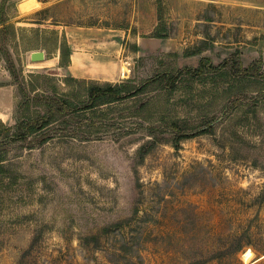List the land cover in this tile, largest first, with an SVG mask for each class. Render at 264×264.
<instances>
[{"label":"rangeland","instance_id":"rangeland-1","mask_svg":"<svg viewBox=\"0 0 264 264\" xmlns=\"http://www.w3.org/2000/svg\"><path fill=\"white\" fill-rule=\"evenodd\" d=\"M9 3L15 28L0 25V119L12 136L49 99L85 103L95 84L139 86L203 56L217 65L239 51L244 66L262 59L264 71V0ZM160 23L165 37L154 35ZM33 27L56 29L89 54L113 43V77L75 80L58 63L32 62L34 50L60 55L43 47L52 35ZM235 82L186 75L171 91L154 83L57 114L43 144L39 132L0 137V264H264V77L248 78L244 103L232 107ZM173 123L198 134L176 144Z\"/></svg>","mask_w":264,"mask_h":264},{"label":"trees","instance_id":"trees-1","mask_svg":"<svg viewBox=\"0 0 264 264\" xmlns=\"http://www.w3.org/2000/svg\"><path fill=\"white\" fill-rule=\"evenodd\" d=\"M11 0H2L0 5V25H2L1 30H8L10 28H15L14 24H7V8L10 6L9 2ZM23 29V28H21ZM35 34H42L43 38L46 37L47 33H50L51 38H45L44 43H52L51 45L44 44L43 47L47 49V52H53L60 50V66H68L70 64V46L66 39V35H63L61 39L59 38L58 31L56 29H42V28H32ZM154 35L157 37H165L166 34L163 30L162 24H158L154 31ZM262 59L254 60L248 66H244L240 57V52L237 51L233 53L230 57L225 58L221 63L214 64L212 59L208 56H203L197 67H185L178 69L176 72L164 71L158 75L146 79L139 86H132L128 83H106L104 85L95 84L89 88V98L85 103L75 104L70 99H60L53 100L49 99L46 103V111L43 114H40L36 118H32L29 121H19L17 123L16 132L14 135H10L12 131V126H5L3 121L0 119V125L3 126V129H0V137L6 136L12 140L23 139L26 140L35 133H40L37 137L39 143H45L49 138L50 134L45 132L44 129L51 124L54 117L57 114H79L81 112H86L91 110L94 106L97 105L99 101L103 103H111L119 100H123L130 96H135L138 93L145 91L151 84L159 83L164 89L169 91L174 90L177 82L186 75H191L192 77H201L205 74L220 75L221 77H228L232 74L236 80L235 89L238 95L231 102L232 107H237L243 102L242 87L244 82L248 78H260L264 77V71H262ZM14 65L11 68V72L16 74ZM75 80H79L76 77H71ZM86 81V79H82ZM240 83V84H238ZM239 87V88H238ZM260 96H253V104H258ZM87 121V120H85ZM212 124V123H211ZM172 128L176 130L175 143L178 144L182 140L193 137L198 133H188L186 129L178 126L176 123L171 124ZM210 131V128L207 129ZM204 129L203 132H207Z\"/></svg>","mask_w":264,"mask_h":264},{"label":"crops","instance_id":"crops-1","mask_svg":"<svg viewBox=\"0 0 264 264\" xmlns=\"http://www.w3.org/2000/svg\"><path fill=\"white\" fill-rule=\"evenodd\" d=\"M70 44V43H69ZM97 47H94L96 54H89L81 51H76V47L70 46V64L68 66H60V55L58 57L50 58L46 56V59L41 64L50 66L54 63H58L60 67L66 68L67 72L71 76L81 79L89 80H108V78L113 77V61H108L110 54L107 50L112 47L111 43L109 46L100 47L98 43H95ZM99 46V47H98ZM60 54V50L56 51ZM32 61V60H31ZM37 62V61H33ZM110 62V64H108ZM51 63V64H50ZM107 75V76H106ZM7 93V91H6ZM8 95L6 97L5 105L10 106ZM9 104V105H8ZM6 114L3 110H0V118Z\"/></svg>","mask_w":264,"mask_h":264},{"label":"water","instance_id":"water-1","mask_svg":"<svg viewBox=\"0 0 264 264\" xmlns=\"http://www.w3.org/2000/svg\"><path fill=\"white\" fill-rule=\"evenodd\" d=\"M31 60L32 61H43L46 59V51L45 50H34L31 52Z\"/></svg>","mask_w":264,"mask_h":264},{"label":"bare ground","instance_id":"bare-ground-1","mask_svg":"<svg viewBox=\"0 0 264 264\" xmlns=\"http://www.w3.org/2000/svg\"><path fill=\"white\" fill-rule=\"evenodd\" d=\"M22 6H23L24 9H26V6H28V5L23 4ZM38 65H41V64H38ZM122 72H124V74H125V72H126V68L125 67L123 68ZM252 254H253V252L251 250H248L247 253H245V259L246 260L250 259L252 257Z\"/></svg>","mask_w":264,"mask_h":264}]
</instances>
